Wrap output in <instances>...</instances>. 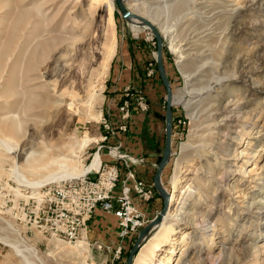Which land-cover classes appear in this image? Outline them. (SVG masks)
Segmentation results:
<instances>
[{
	"label": "rangeland",
	"instance_id": "374dc122",
	"mask_svg": "<svg viewBox=\"0 0 264 264\" xmlns=\"http://www.w3.org/2000/svg\"><path fill=\"white\" fill-rule=\"evenodd\" d=\"M127 5L159 32L174 104L172 153L161 176L173 196L168 220L132 264H145L150 248L166 264H264V0ZM126 36L143 39L151 53L134 60L145 62L137 80L150 90L132 77L121 91L124 76L114 88ZM157 57L154 32L124 19L115 0H0V264H127L140 232L119 258L83 241L85 229L70 241L55 190L79 178L96 154L100 165L116 161L130 117L112 120L110 102L122 114V98L140 112L155 101L166 116ZM165 145L166 134L159 160ZM165 202L158 193L149 223Z\"/></svg>",
	"mask_w": 264,
	"mask_h": 264
},
{
	"label": "built area",
	"instance_id": "2783aa9c",
	"mask_svg": "<svg viewBox=\"0 0 264 264\" xmlns=\"http://www.w3.org/2000/svg\"><path fill=\"white\" fill-rule=\"evenodd\" d=\"M137 105L143 111L148 110L144 97H140ZM131 106L129 101H125L121 107L125 119L130 117ZM105 127L110 131V136L116 135L112 125L106 123ZM120 129L125 132L127 126L124 124ZM121 147L119 143L113 154L120 165L118 162L101 164L97 172L91 171L80 178L59 183L55 190L65 207L61 215L66 221V228L62 233L70 241L79 239L87 221L94 218L97 210L113 214L118 219L120 241L115 258L120 257L128 238L138 234L149 223L148 214L136 205L135 199L147 205L158 195L155 184L139 178L135 170L136 166L145 163L144 158L124 153Z\"/></svg>",
	"mask_w": 264,
	"mask_h": 264
},
{
	"label": "crops",
	"instance_id": "0c3cea01",
	"mask_svg": "<svg viewBox=\"0 0 264 264\" xmlns=\"http://www.w3.org/2000/svg\"><path fill=\"white\" fill-rule=\"evenodd\" d=\"M128 1L129 2L131 1L133 3L137 2V4L138 3L140 4L142 0H125V2H126V6L133 13H136L146 18L140 11L139 12L133 11L131 7L127 5ZM142 40L141 39L135 40L133 38H130V36H126L124 38L123 41L124 46L121 49L120 56H116L117 64L115 65L116 68L114 69V74L116 76V79H114L115 90L117 85L115 80H117L118 78L120 79V77L122 78V76H124L125 80H123V82L120 83L119 86L120 90L124 87V84L125 85L127 84L129 85L131 83L134 84L132 77L134 78L135 82H138L137 80H135L136 73H138L137 68H141L142 66L141 64L145 62L143 63H140L139 61L134 62V60H138V59L143 60L145 59V57L146 59H148V57H150L151 54L147 50L148 48L145 45V42H144V46L141 44ZM146 53L148 54L147 56L145 55ZM155 84L154 86L156 88L157 83ZM152 86L153 84L151 85V87ZM144 87L145 88L148 87V84H144ZM148 89L150 90V87H148ZM115 90L113 91L115 92ZM153 93L155 94V96H153L155 98L157 97L156 93L161 94L160 90L158 91V88H156ZM113 97H116V95H114ZM107 107L108 109H110L109 113H111L112 120L123 119L121 118L120 115H123L124 117V113L122 114L119 113L115 109L116 108L115 105H111L110 102ZM150 107L151 108L148 112H140L135 107L131 108L130 120L126 122L128 124L129 130L126 132V134L125 132L124 133L122 132L120 134L121 138L120 137L118 138V143L122 144L121 147L122 152L127 153L135 158H144L145 163L136 166L135 170L139 178L147 181L148 183L155 184V177L158 170V164L160 163L159 157L161 156L162 153L161 151L164 147L166 122H164L157 116V113L162 114L160 103L158 104V102L152 101L150 103ZM118 110L122 111L121 107H119ZM106 161H107L106 163H110V164L117 163L114 160H106ZM151 204L152 203L149 204L150 207H148L146 204L139 205L141 206L140 209L148 214V217H150V215H153V212L155 210L154 206L151 207ZM119 233H120V228L118 225V219L113 214L106 213L102 210H97L94 218L88 222V225L83 231L81 238L85 242L86 241L91 242L93 245L97 246L98 248L100 246L103 247L105 246L108 250L111 249L116 250L120 241Z\"/></svg>",
	"mask_w": 264,
	"mask_h": 264
},
{
	"label": "water",
	"instance_id": "95a60500",
	"mask_svg": "<svg viewBox=\"0 0 264 264\" xmlns=\"http://www.w3.org/2000/svg\"><path fill=\"white\" fill-rule=\"evenodd\" d=\"M115 4L117 5L118 9L120 10L121 15L123 16L124 19L128 20L131 23H134V25H143L146 26L148 28H150L154 34L157 37L158 40V57H157V63H158V69L160 72V75L162 77V80L164 82L165 87L167 88L168 91V98H167V113H166V145H165V151H164V155L163 158L159 164L157 173H156V177H155V186L158 190V193L165 199V206L162 210V212L156 216L147 226H145L139 233V237L136 241V243L134 244L127 264H132L136 254L138 253L139 248L142 245V242L148 238L149 234L151 233V231L153 230L154 226L157 223H160L168 210V203H167V198H168V194L166 193V191L161 187L160 185V179L162 176V173L164 171V169L166 168L170 155L172 153V128H173V113H172V90H171V86H170V81L167 77L166 71H165V67H164V62H163V44H162V40L160 38L159 32L157 30V28L155 27V25L148 19L133 13L127 6H126V2L125 0H115Z\"/></svg>",
	"mask_w": 264,
	"mask_h": 264
},
{
	"label": "bare ground",
	"instance_id": "6f19581e",
	"mask_svg": "<svg viewBox=\"0 0 264 264\" xmlns=\"http://www.w3.org/2000/svg\"><path fill=\"white\" fill-rule=\"evenodd\" d=\"M110 6V5H109ZM110 24V22H108V25ZM51 97V96H50ZM44 101H45V98H44ZM50 101V100H49ZM172 104H173V102H172ZM44 105V104H43ZM174 105V104H173ZM236 105V104H235ZM100 156L98 155V154H96V157H95V159H94V161H93V164L92 165H90V167H86V168H84V169H82V171H81V173L79 174L80 176H78L79 178L80 177H82V176H84V175H86L87 174V172L90 170V169H93L92 171H94V169H96V168H98V166L100 165ZM37 164V163H36ZM91 172V171H90ZM160 185H161V187L164 189V187L162 186V179H160ZM165 190V189H164ZM166 191V190H165ZM167 193V192H166ZM168 194V193H167ZM172 200H173V196H171L170 197V194H168V198H167V205H168V210H167V213H166V215H165V217H164V219L160 222V223H157L155 226H154V228L155 227H157L158 225H160V224H163L164 226L166 225V223H167V220H168V216H169V213H168V211H169V208H170V204H171V202H172ZM160 227V226H159ZM173 227H175V226H173ZM153 228V229H154ZM174 230H175V228H173ZM173 229L172 228H170L168 231V233H167V235L164 237L165 238V243H167V242H172V239H171V234L173 233L172 231H173ZM145 264H166L163 260H160V259H155V251H153L152 250V248H150L148 251H147V253H146V255H145Z\"/></svg>",
	"mask_w": 264,
	"mask_h": 264
},
{
	"label": "trees",
	"instance_id": "16d2710c",
	"mask_svg": "<svg viewBox=\"0 0 264 264\" xmlns=\"http://www.w3.org/2000/svg\"><path fill=\"white\" fill-rule=\"evenodd\" d=\"M134 71H136V70H134ZM137 72H139V68H137ZM140 78V74H137L136 73V78H135V80H137V79H139ZM138 81V83H139V85L141 86V88H145L144 87V80L142 79V80H137ZM135 82V81H134ZM124 98H122L121 100H120V102H119V105H121L122 106V104H124ZM132 106H133V104H132ZM157 116L161 119V120H163V121H165V119H166V116H164V115H162V114H158L157 113ZM159 162H161V160H159ZM138 175V174H137Z\"/></svg>",
	"mask_w": 264,
	"mask_h": 264
}]
</instances>
